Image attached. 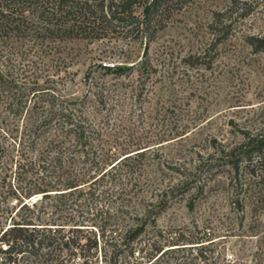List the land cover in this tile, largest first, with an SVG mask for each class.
<instances>
[{
	"label": "rangeland",
	"instance_id": "374dc122",
	"mask_svg": "<svg viewBox=\"0 0 264 264\" xmlns=\"http://www.w3.org/2000/svg\"><path fill=\"white\" fill-rule=\"evenodd\" d=\"M168 15L145 56L147 42L133 32L56 41L45 48L9 40L7 49L18 46L3 57L5 67L71 99H84L90 110L98 105L100 114H108V125H101L112 134V150L155 134L169 138L187 127L186 137L154 148L157 157L147 150L143 168L130 181L101 177L103 192H135L100 193V210L105 205L131 225L149 218L162 229L205 233L202 244L177 254L190 264H264V179L244 174L232 180L229 164L216 152L241 142L244 133L264 131V50L254 51L245 38L264 36V0H187ZM205 49L204 64L185 60ZM233 189H241L242 206L233 202ZM201 251L206 261L195 259ZM84 258L100 264V244L96 252L87 248Z\"/></svg>",
	"mask_w": 264,
	"mask_h": 264
},
{
	"label": "trees",
	"instance_id": "16d2710c",
	"mask_svg": "<svg viewBox=\"0 0 264 264\" xmlns=\"http://www.w3.org/2000/svg\"><path fill=\"white\" fill-rule=\"evenodd\" d=\"M186 2L0 0V264H88L86 249L96 252L99 244L100 264H190L188 257L177 254L202 244L205 233L162 229L149 218L128 224L110 214L107 206L100 210V193L107 190L125 197L135 189H99L100 178L106 175L130 181L143 168L147 150L186 137L187 127L169 138L155 134L112 150L115 144L108 140L112 134L101 125H108V114H100L98 105L90 110L84 99H71L41 86L37 78L19 77L5 67L18 46L7 49L9 40H29L32 46L40 43L45 48L56 41L99 40L133 32L134 38L147 42L145 56L149 43L166 26L171 8ZM230 27L231 23L224 25ZM245 38L254 51L264 50V36ZM206 49L185 60L204 64ZM216 152L229 164L232 180L244 174L264 179V131L244 133L241 142ZM150 156L157 157L158 151ZM233 190V202L238 204L241 189ZM195 259L207 260L203 251Z\"/></svg>",
	"mask_w": 264,
	"mask_h": 264
}]
</instances>
